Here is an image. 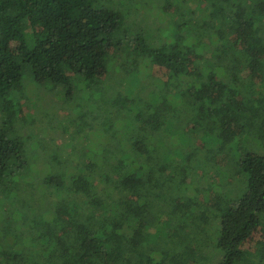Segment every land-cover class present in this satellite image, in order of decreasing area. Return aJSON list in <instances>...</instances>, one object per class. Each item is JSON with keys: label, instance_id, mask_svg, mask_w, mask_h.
<instances>
[{"label": "trees", "instance_id": "obj_1", "mask_svg": "<svg viewBox=\"0 0 264 264\" xmlns=\"http://www.w3.org/2000/svg\"><path fill=\"white\" fill-rule=\"evenodd\" d=\"M151 1L161 15L147 0H0V264H155L156 220L178 239L163 264H200L195 237L216 231L217 264H264V0ZM34 86L75 113L68 150L21 133ZM183 126L234 167L212 233L188 199L151 215L180 172L163 174L153 141Z\"/></svg>", "mask_w": 264, "mask_h": 264}, {"label": "rangeland", "instance_id": "obj_2", "mask_svg": "<svg viewBox=\"0 0 264 264\" xmlns=\"http://www.w3.org/2000/svg\"><path fill=\"white\" fill-rule=\"evenodd\" d=\"M138 1L139 0H131L130 3H137L139 5ZM147 1L148 2L143 4V8L145 9V11L148 10L147 12H149V10L153 9L152 14L161 15V8L160 10L156 9L159 3L153 2L151 0ZM160 3H162L163 5L164 1L160 0ZM167 8L171 13H179V8H171V6H167ZM185 12L188 13L189 10L185 9ZM142 13L143 15H145L144 11H142ZM149 17L151 18V14L147 13V17L145 18ZM177 19H179V16L177 17ZM238 66L240 67V64H238ZM247 75L248 74L246 72L242 73V77H247ZM157 77H161V79L165 80L164 74H160V76ZM150 81H153V77H149V80H146V85H152L150 84ZM28 91L31 93L29 94L31 96L29 97L31 98V101H29L28 103L26 102L28 101V97H26L25 93H22L19 96L20 100L23 103L22 110L19 116L21 123V133L23 135H33L34 140L37 139L38 141H45L46 143H48L47 146L51 150L59 148L61 146H64V148L62 147L64 150H68L70 143L69 133L73 131V127L68 124V121L66 120L75 113L61 102H55L53 95L51 93H46V90H44L43 88H40L36 91V87L34 86V92L36 91V94H34L30 89H28ZM179 91L180 90L177 88L176 92ZM31 102L36 103L35 105H33V103ZM90 112H92L91 115L86 114L87 122H89V120L94 122L96 120L102 119V116L98 113V110L96 111L93 109V111L90 110ZM46 116L51 117L46 118ZM171 117H169L170 120H176V116ZM185 117L181 115V124L182 120ZM194 123V119L185 118V125H194ZM66 125H68V128ZM169 125L171 126V124ZM201 125L202 127H199L200 129L205 127L203 123H201ZM200 129L197 128L196 130L200 131ZM97 133H99V131H96L95 135H97ZM169 136L170 134L168 132L162 131L157 137V141L161 140L162 142L153 141V144H155V146L157 147V163L164 166L163 174L165 176L175 175V166L180 172L174 177L173 182L167 186V194L169 192V195L165 196V191L162 189L163 194H160V196L156 197L158 201L155 204V209L151 211V215L152 217L160 215L168 216L171 210H175V208L173 207L175 206V201H177V198H184V200L188 199L191 201L190 213H195V215L197 216H202L204 214L209 222H214L210 224L208 223L206 225L207 229H209L211 233L215 232L219 225V218L215 219V216L219 213L215 211L213 204L215 200H218L220 195H223L224 193H232L229 195V197H233V193L235 192V189L233 187L236 181L233 180V177H231L235 172L233 164L230 163L223 166L222 168H219L218 165H223V156L214 153L213 150H215L216 148L213 147L210 143L202 141L200 137L201 135L197 132H193L192 129L190 130L189 128L187 129L183 126L179 132H173V134L170 136V140H166V137ZM100 138L101 137H92L91 145L95 146L96 144H99V141L101 140ZM172 149L173 156L171 152ZM208 151L211 152L208 153ZM31 159H34L33 154H31ZM35 164L36 165L33 169H39L36 161ZM183 172L185 174H183ZM215 172L220 175L221 179L227 178L221 185H219V181L221 180ZM230 185L231 192H226L225 188L230 187ZM176 216L173 217L174 219H169L171 223L176 222ZM5 220L8 221L7 218H5ZM154 224L157 230H160V225H162V228L158 237V241L153 242L150 240L151 244L157 249V254H155L154 256L156 262L154 261L153 263L163 264L160 260V253L166 250L169 246L172 247V242L176 244V242H178V239L176 238L172 241L167 238V235L165 234L166 230H164V221L156 220L154 221ZM20 227L21 222L11 224L10 226L6 227L7 234L9 233V235L12 236L14 230ZM191 227L194 228V225H191ZM216 232L215 235L210 238L201 235L195 237V239H198L205 245V248L202 249V253L198 252L197 249H195L196 253L193 258L195 261H197V263L205 264L203 263L202 258L207 259L206 264H217V262L220 260L221 254L218 253V251L213 246V241H215V239L217 238ZM146 237V234L140 235V239H145ZM257 237L258 232H255L252 235V241L255 242L257 240ZM196 244L197 243L193 244L195 248L197 246Z\"/></svg>", "mask_w": 264, "mask_h": 264}]
</instances>
